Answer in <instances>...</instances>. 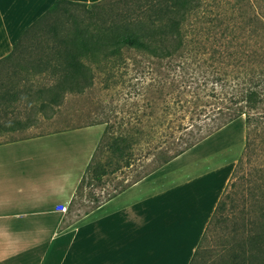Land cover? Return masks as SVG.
Wrapping results in <instances>:
<instances>
[{
    "label": "crops",
    "instance_id": "1",
    "mask_svg": "<svg viewBox=\"0 0 264 264\" xmlns=\"http://www.w3.org/2000/svg\"><path fill=\"white\" fill-rule=\"evenodd\" d=\"M54 1L0 0V264H189L245 145L244 120L113 193L104 195L109 171L97 175L90 204L70 213L103 125L36 131L63 100L37 97L43 73L18 63L25 53L11 52ZM238 120L240 134L222 152L216 142Z\"/></svg>",
    "mask_w": 264,
    "mask_h": 264
},
{
    "label": "rangeland",
    "instance_id": "2",
    "mask_svg": "<svg viewBox=\"0 0 264 264\" xmlns=\"http://www.w3.org/2000/svg\"><path fill=\"white\" fill-rule=\"evenodd\" d=\"M228 1L231 7L235 2L232 15L231 8L224 6V23L212 28L209 36L187 42L184 50L173 56L161 58L127 46L114 54L88 55L84 60L93 73V84L81 92H68L52 119L37 123L35 129L41 132L91 123L103 125L92 163L70 206V213L76 214L79 205L83 208L90 204L88 198L94 193V164L100 163L109 171L105 177L111 182L104 194L107 195L159 166L223 122L242 118L250 147L227 186L224 209L219 219L208 226L192 264L264 261V249L244 253L238 244L250 221L254 220V232L264 223V103L251 109L239 99L247 73L255 68L257 24L253 20L249 27L246 21L257 6L254 3L247 7L243 0ZM116 2L115 7L122 6L120 1ZM240 7L247 12H239ZM226 22L232 29H226L225 37L220 32ZM51 42L49 30L43 29L26 40L21 49L26 55L39 54L48 51L46 47ZM227 46L236 52L235 59L222 56ZM20 109L24 110V105ZM241 127V120L235 121L224 133L227 135L217 140L216 147L226 153L228 149L222 145H231ZM7 137L13 135L3 136ZM120 137L129 143L124 149L132 163L129 167L123 165L125 157L118 158L110 149V142ZM117 166L119 170L112 174Z\"/></svg>",
    "mask_w": 264,
    "mask_h": 264
},
{
    "label": "trees",
    "instance_id": "3",
    "mask_svg": "<svg viewBox=\"0 0 264 264\" xmlns=\"http://www.w3.org/2000/svg\"><path fill=\"white\" fill-rule=\"evenodd\" d=\"M118 1L122 3L121 7H115L114 0H97L89 3L56 0L22 31L13 45L11 50L13 53H25L21 45L33 36L39 35L43 29L49 30L50 37H52V42L46 47L48 51L34 55H22L17 60L21 66L31 67L39 74L43 73L42 80H38L35 89L37 97H43L57 104L63 100L65 93L81 92L91 86L94 76L90 66L84 60L90 54H114L120 52L125 46L138 48L161 58L178 54L184 50L187 42L209 36L212 28L224 23L223 17L227 15L224 6L231 8V15L235 6V2L232 3L233 7L229 6L230 1L228 0H134L131 3L128 0ZM243 1L247 7H253L254 3L257 6V10L252 8L253 10L247 16L246 25L251 27V22L253 20L256 22V35L259 43L255 52V68L252 71L251 68L247 73L249 74L248 79L244 89L240 91L239 99L244 100L249 108L256 109L264 103V0ZM237 10L242 14L247 12L241 7ZM76 11L85 12V15L81 16ZM205 24L208 25L203 26ZM222 28L220 35L226 37V29L231 30L232 26L226 22ZM230 39L233 40V38ZM222 52L224 58L235 59L237 57L236 52L228 46L224 47ZM235 118L237 117L227 122ZM246 121L249 122L250 117H247ZM227 122H223L209 133ZM109 145L118 158L125 157L124 166L132 164L124 152V149L129 147L126 138H115ZM191 145L177 151L162 163ZM249 147V134H246L244 148L189 264L193 263L210 223L219 219L224 209L223 199L227 186L233 181L232 178L242 162V156ZM92 172L96 177L106 173L107 170L102 164L96 163L93 165ZM143 175L145 172L139 174L137 178ZM254 228V220H252L249 226H244L242 230V238L238 244L244 253L254 248L260 251L264 249V223L258 231L254 232Z\"/></svg>",
    "mask_w": 264,
    "mask_h": 264
}]
</instances>
